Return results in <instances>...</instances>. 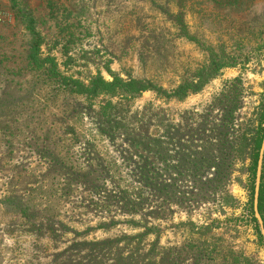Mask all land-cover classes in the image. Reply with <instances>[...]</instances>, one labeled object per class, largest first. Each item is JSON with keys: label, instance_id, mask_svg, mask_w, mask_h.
Here are the masks:
<instances>
[{"label": "rangeland", "instance_id": "rangeland-1", "mask_svg": "<svg viewBox=\"0 0 264 264\" xmlns=\"http://www.w3.org/2000/svg\"><path fill=\"white\" fill-rule=\"evenodd\" d=\"M263 139L264 0H0V264H264Z\"/></svg>", "mask_w": 264, "mask_h": 264}, {"label": "trees", "instance_id": "trees-1", "mask_svg": "<svg viewBox=\"0 0 264 264\" xmlns=\"http://www.w3.org/2000/svg\"><path fill=\"white\" fill-rule=\"evenodd\" d=\"M28 19V28L30 30V33L32 35V45H31V52H30V61L32 64L37 65V66H41V61L38 58L39 55V48L41 45V36L40 34L37 32L36 27H35V21L30 18L27 17ZM65 85L66 87H73L74 89H78L77 82H70L68 80L65 81ZM120 89L123 93V96H136L138 94H140L142 91H145L146 88H144L143 86H141V83H138L136 81H131V82H122L121 80H115L114 82L111 83H106L102 80H98L95 81L93 83V86L91 89H89V93L91 94H96L98 93L99 90H103L106 91L108 93H112L114 94V92ZM128 98V97H127ZM261 142H262V138H260L259 142L257 143V148L258 150L260 149L261 146ZM258 155L259 153L257 152L256 157H255V162H254V170H253V176L254 179L256 177V169L258 166ZM254 190L255 187H253L252 189V196L254 195ZM253 208V207H251ZM259 212L262 216V219L264 221V166H263V174H262V182H261V187H260V196H259ZM251 214L253 216V219L255 222H257V219L254 217L255 216V212H254V208L251 211Z\"/></svg>", "mask_w": 264, "mask_h": 264}, {"label": "water", "instance_id": "water-1", "mask_svg": "<svg viewBox=\"0 0 264 264\" xmlns=\"http://www.w3.org/2000/svg\"><path fill=\"white\" fill-rule=\"evenodd\" d=\"M263 161H264V139L260 151V157L258 161L257 175H256V184H255V196H254V212L255 217L259 223L262 237L264 239V222L262 216L259 212V196H260V187L262 181V169H263Z\"/></svg>", "mask_w": 264, "mask_h": 264}]
</instances>
